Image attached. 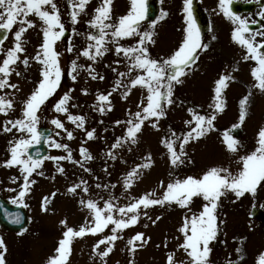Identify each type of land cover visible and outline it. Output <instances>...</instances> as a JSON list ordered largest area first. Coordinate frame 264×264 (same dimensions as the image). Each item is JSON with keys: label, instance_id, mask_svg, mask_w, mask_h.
Listing matches in <instances>:
<instances>
[{"label": "rangeland", "instance_id": "obj_1", "mask_svg": "<svg viewBox=\"0 0 264 264\" xmlns=\"http://www.w3.org/2000/svg\"><path fill=\"white\" fill-rule=\"evenodd\" d=\"M198 1L204 9L200 10L199 18L202 23L204 21L201 39L202 42L209 43V48L197 50L199 59L191 66V71L182 78L183 83L174 86V103L166 105L167 114L158 120L153 117L145 121L141 132L137 134V142L132 143L131 138L126 140L122 138L127 137L128 120L135 112L142 111L147 103V89L139 85L132 87L130 84V80L141 74V70L135 68L132 60L123 52L118 54L115 50L117 45L111 42L108 43L109 50L98 56L95 61L82 55V49L93 43L88 40V33L98 34V29L92 28L88 21L92 19L94 9L99 6L101 0H90L85 13L80 15L76 24L70 19L72 9L68 0H57L62 21L70 32L69 37L61 39L56 45L57 50L62 53L61 66L65 71L61 86L46 102L43 111L38 113L41 116L38 129L41 126L52 128L51 138L67 144L73 159L59 162L45 159L42 167L37 168L29 178L36 182L30 184V191L21 203L27 205L29 226L21 233H10L0 227V237L4 241L0 251L4 252L5 264H48V260L57 255L55 249L63 238V232L66 231V226L61 224L62 220H66L67 226L75 229L93 220L90 210L81 204V200L95 199L103 207L105 201L114 197L113 202L120 207L145 193L154 192L152 198L161 196L167 183L175 178L199 176L214 166L229 168L233 174L242 168V164L238 163L239 158L255 149L257 133L264 127V92L253 87L256 80L252 75V69L256 62L242 59L246 49L233 40L234 25L220 11L218 0H194V5L198 4ZM247 1H254L256 8L252 12L239 15L247 18L249 23L261 19L263 24L259 31H264V19L259 16V13L264 11V0H233L240 3ZM158 2L160 15L162 11H167L169 15L158 20L154 29L155 43L149 42L148 47L151 57L162 60L182 42L185 14L182 11L183 0ZM130 8L131 0H113L112 21L108 22H117ZM28 19L35 21L36 26L29 28L23 35L26 53L20 55L22 57L27 55L31 66L26 69L23 63L18 61L16 67L21 75L13 73L8 77L9 83H15L17 88L0 89V96H7L15 101L14 110H10L7 115L0 113V193L11 202L19 197V191L23 186L21 166L8 167L4 161L11 156L9 142L18 139L21 133L16 129L5 132L3 126L8 120L21 117L22 102L33 90L34 82L40 79V65L31 61V57L39 51V45L42 43V21L34 14H30ZM18 27L17 24L9 31L3 45L5 49L14 46V32ZM148 27L149 23L142 22V30H147ZM73 28H76V33H73ZM213 35L216 37L215 40L212 39ZM108 39L111 41L110 35ZM138 39V36L120 38L119 44L134 46ZM260 39L258 36L257 41ZM69 46L74 47L72 52L66 51ZM3 58L4 53H0V63ZM72 60H77L78 64L85 66L78 69L75 81L68 74L71 71ZM129 68H132L130 74ZM90 71L92 75H89ZM120 73L126 75L120 76ZM221 75L235 77L229 81V86L224 92L226 107L222 112L212 106L215 81ZM93 76H102L103 79H93ZM118 80L121 81L120 84H117ZM249 90L252 91V95L248 101V115L244 123L239 124V102L248 95ZM65 92L71 96L68 101L69 113H58L53 105ZM109 93L111 95L108 101L101 102L98 99L100 94ZM100 107H103L104 111H99ZM189 108L195 109L201 115L216 112L217 119L214 121L215 127L212 131L198 140H191L185 146L187 159L184 164L177 167L171 164L166 145L161 141L165 138L175 139L171 135L173 131L180 136L189 130V125L185 123L193 118L192 113L188 111ZM69 114L84 116L83 127H77L74 122L69 121L67 119ZM53 118L61 119L65 128L53 125L51 123ZM154 123L158 124V127H154ZM238 124L243 130L241 137L236 138L241 146L238 152L233 153L227 149L225 133L233 125ZM93 130L94 135L90 139L87 132ZM68 131L73 133L72 139L68 138ZM23 135L27 137V133ZM118 139H121V143L113 147ZM48 145L50 148L48 157L68 155L64 149L53 148L50 142ZM82 146L88 149L92 159L85 161L80 152ZM176 147L179 150V141ZM149 154L151 166L137 169L131 187L126 188L127 173L137 165L142 166L149 162ZM58 167H63L64 172L57 171ZM41 171L42 176L39 175ZM81 181L86 182L89 191L84 192L83 185L75 192L69 191ZM44 197H48L49 201L47 211L42 209ZM204 203L202 197L194 198L191 212L201 211ZM253 206L264 212V189L258 190L255 196L246 194L238 200L231 193L221 198L217 210L220 231L217 239L210 243L213 249L210 264H229V261L231 264H258L259 255L264 253V217L262 219L251 217L250 210ZM143 211L148 212L147 217L142 214L136 225L117 233L120 238L114 242L113 251L104 258L103 264H167L170 252L175 253L177 261L188 260L187 253L179 247L184 239L179 229L184 216L191 213L176 204L151 206L150 209ZM115 215L119 216V213L116 212ZM157 216L161 218L156 220ZM154 220L155 223L152 222ZM112 227L114 225L104 229L103 234L88 233L84 237L74 238L68 264H102L97 252L103 250L106 245H101L100 249H94L93 245L103 235H110ZM136 233H144L147 242H137L138 247L133 252L130 251L131 245L128 244V240ZM237 248H241L242 252L238 253ZM241 255L244 256L243 260L240 259Z\"/></svg>", "mask_w": 264, "mask_h": 264}, {"label": "snow or ice", "instance_id": "obj_2", "mask_svg": "<svg viewBox=\"0 0 264 264\" xmlns=\"http://www.w3.org/2000/svg\"><path fill=\"white\" fill-rule=\"evenodd\" d=\"M71 7L70 19L73 24L79 22V17L85 13L87 5L90 0H68ZM233 0H218V6L222 14L227 17L234 25L232 31V38L239 45L246 49V53L242 56L245 61L251 60L256 62V66L252 69V75L256 80L254 88H258L264 92V31L253 30L249 26L247 18H242L232 8ZM112 6L113 0H101L99 6L94 9V15L89 25L92 28L98 29V34L88 33V40L93 42L82 49V55L95 61L98 56H102L109 50L108 43L117 45L116 52L119 54L123 52L125 56L132 60L135 68L141 70V74L135 75L130 80L132 87L137 85L146 88L147 103L142 111H137L128 120L127 137L131 138L132 143L137 142V134L141 132L145 121L150 118H157L165 116L166 105H172L173 89L176 84L183 83L182 78L191 71V66L199 59L198 49H208L209 43L202 42L201 28L197 23V17L194 11V0H183L182 11L184 12L185 27L184 37L178 47L165 59H157L151 57L149 53V42L155 43L154 29L158 20L167 17L169 13L162 11L161 15L156 19L150 21L147 30L141 29L142 22L146 21L148 14V5L146 0H131V8L125 15H121L115 23L112 21ZM30 14H34L42 21V43L39 45V51L31 57V61H35L40 65V79L34 82V88L29 96L22 102L21 117L14 120H8L4 124L5 132H12L16 129L21 133L20 137L15 141H10L9 159L4 163L11 167L13 165L21 166L23 186L19 191V197L12 200L13 204L23 203V198L30 191V184H34L35 180L29 178L33 175L37 168L42 167L45 159L56 160H72V153L69 146L64 143L56 142L51 137H48L50 146L56 149H64L68 155L60 157H41L39 156V149L36 150V158L29 154V149L33 145H38L41 142L42 133L38 129L41 116L38 113L43 111L46 107V102L50 97H53L57 89L61 86L64 69L61 66L62 53L57 50V42L64 37L66 27L62 21V14L57 0H0V30H3L4 35L0 36V53H4L2 63H0V89L5 87L17 88L15 83L10 84L8 77L15 73L17 76L21 75L17 71V62H22L25 68L30 67V58L27 55L23 57L20 54L26 53L25 41L22 39L23 35L29 28L35 27L36 23L28 19ZM259 16L264 19V11L259 13ZM252 24L258 21H251ZM19 25L18 30L14 32V46L5 49L3 45L7 40L8 32L13 29L15 25ZM110 30V31H109ZM76 33V28L72 29ZM109 35L111 41H109ZM139 37L134 46H124L119 44V39L124 37ZM261 37L257 41V37ZM212 39L216 37L213 35ZM73 46L67 47L66 51L72 52ZM94 50V51H93ZM79 59V55L77 56ZM71 71L68 73L71 79L75 81L78 75V69H83V64H78L77 60L71 61ZM91 66L89 65V68ZM132 68H129V74ZM92 75V72H89ZM120 76L126 75L120 73ZM103 79L102 76H93V79ZM234 76L221 75L215 81L213 97V107L222 112L226 107V99L224 92L229 86V81L234 80ZM121 81L118 80L117 84ZM86 92L87 90L84 89ZM131 91V89H129ZM108 95L100 94L98 99L101 102L108 101ZM252 91L249 90L248 95L244 96L240 102L239 124H243L248 115V101ZM71 96L65 92L62 97L53 105L54 110L58 113H69L68 101ZM15 101L7 98V96H0V113H7L14 110ZM104 111L103 107L98 109ZM188 111L192 113V119L185 121L189 125V130L180 136H177L175 131L171 133L175 139L165 138L161 141L168 150L170 155V162L173 166L184 164L187 159V152L185 146L191 140H198L212 131L215 127L214 121L217 119V113L213 112L211 115H201L195 109L189 108ZM69 121L74 122L77 127H83L85 117L80 115L69 114L67 116ZM51 123L58 128L64 129L65 125L59 118H53ZM117 123H120L117 121ZM194 124V126H193ZM233 125V127H238ZM11 125V127H9ZM154 127L158 124L154 123ZM27 133V137L23 134ZM59 135V133H57ZM94 135L93 131H88L87 136L91 139ZM69 139L73 138L71 131L67 132ZM257 146L250 153L239 158L238 163L242 164V168L233 174L229 168L214 166L203 172L202 175H187L183 178H175L167 183L163 194L157 198H152L153 193H145L139 198H134L133 202L124 206L117 207L113 202L115 199L110 198L105 201L101 207L95 199L81 200V204L85 205L90 210L93 220L85 225H81L78 229L67 226V221L62 220L61 224L66 226V231L63 232V238L60 239L58 247L55 249L57 255L52 256L48 260V264H68L69 256L72 251V243L74 238L84 237L86 234H103L104 229L111 228L110 235H103V237L93 245L94 249H100L101 245H106L103 250L97 252L101 258L102 264L104 258L108 257L113 251L114 242L119 239L118 232L136 225L139 222L141 215L148 216L147 211L143 209H150L151 206H165L176 204L181 208L188 210L191 215H185L183 223L179 231L183 234V242L179 245L188 256L186 261H177L175 253L170 252L167 257V264H210V254L213 249L210 243L217 239L220 227L217 223V210L220 206L221 198L227 197L230 193L234 194L238 200L246 194L255 196L258 190L264 189V127H261L257 133ZM179 141V150H177L176 143ZM225 141L227 149L233 153L238 152L241 146L240 141L229 133H225ZM121 139H118L113 147L118 146ZM80 152L85 161L92 159L86 147H81ZM113 158L115 156L113 155ZM79 163V161H76ZM83 167V165H81ZM151 160L149 154V162L144 165H137L131 172H128L125 177V187L130 188L132 180L140 167H150ZM57 171L64 172L63 167H58ZM39 175H43L41 171ZM163 184V182H161ZM83 185V191H89L85 181L74 185L69 191L75 192L77 188ZM99 186V185H98ZM108 187V185H105ZM54 195V194H53ZM202 197L205 203L202 210L198 213L191 212V204L194 198ZM44 204L42 209L48 210V197H44ZM27 207V205H25ZM118 212L119 216L115 213ZM161 217L157 216L156 220ZM21 215L16 214L13 217L14 223H21ZM151 219V217H149ZM155 223L156 221H152ZM137 242H147L144 233H136L128 240L131 245L130 251H135L138 247ZM3 238L0 237V246H3ZM6 250V249H5ZM238 253L242 252L241 248H237ZM243 260L244 256L241 255ZM0 264H5L4 252L0 251ZM231 264V261H229ZM258 264H264V253L258 257Z\"/></svg>", "mask_w": 264, "mask_h": 264}, {"label": "water", "instance_id": "obj_3", "mask_svg": "<svg viewBox=\"0 0 264 264\" xmlns=\"http://www.w3.org/2000/svg\"><path fill=\"white\" fill-rule=\"evenodd\" d=\"M148 14L147 19L153 20L155 16L157 15L158 9L155 3L148 1ZM251 9L252 4L250 7H247L246 9ZM240 9L238 6H234V10L237 11ZM4 32L0 31V36H3ZM65 35V34H64ZM43 135L41 138V142L38 145H34L29 149V154L33 155L34 158L37 156L36 150L39 149V156L45 157L47 154V146L45 143V140L48 138L50 134V130H41L40 131ZM16 214L21 215V223L17 224L13 222V217H15ZM253 216H261V212L254 208L252 210ZM28 223V218L26 215V212L24 208L21 206H12L9 203H7L5 200L0 199V224L3 225L6 229L12 230V231H19L23 229Z\"/></svg>", "mask_w": 264, "mask_h": 264}]
</instances>
